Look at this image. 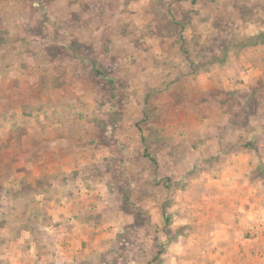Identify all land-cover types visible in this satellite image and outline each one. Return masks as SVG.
<instances>
[{
  "label": "rangeland",
  "instance_id": "374dc122",
  "mask_svg": "<svg viewBox=\"0 0 264 264\" xmlns=\"http://www.w3.org/2000/svg\"><path fill=\"white\" fill-rule=\"evenodd\" d=\"M259 33L264 0H0V264H264Z\"/></svg>",
  "mask_w": 264,
  "mask_h": 264
},
{
  "label": "crops",
  "instance_id": "0c3cea01",
  "mask_svg": "<svg viewBox=\"0 0 264 264\" xmlns=\"http://www.w3.org/2000/svg\"><path fill=\"white\" fill-rule=\"evenodd\" d=\"M67 89L64 88V91H66ZM74 207V206H73ZM76 211H79L78 208H76ZM77 214L79 215V213L77 212ZM59 219V218H58ZM97 220L94 218L89 219H85V218H77V224H70L71 227L69 228L68 232L66 234L63 235H67V237L69 238L70 241L72 242H77L79 240H88L90 242H93L94 239H97V236H99V234H101L100 232H98L96 229L99 226L96 222ZM64 225H67V222H63ZM109 228V227H108ZM110 229V228H109ZM71 231V232H70ZM106 235H113V232H109L108 229L107 231H103ZM59 236V235H58ZM61 238V236H59ZM64 237V236H62ZM96 242V241H95ZM96 246V245H94ZM73 247V246H72ZM97 251H95V248H89L86 247L85 248V254L88 258V260L90 262H92V255L96 254ZM72 256H75V253L72 252ZM94 257V256H93ZM79 262V261H78Z\"/></svg>",
  "mask_w": 264,
  "mask_h": 264
},
{
  "label": "trees",
  "instance_id": "16d2710c",
  "mask_svg": "<svg viewBox=\"0 0 264 264\" xmlns=\"http://www.w3.org/2000/svg\"><path fill=\"white\" fill-rule=\"evenodd\" d=\"M261 36H263V39H264V35L262 33L261 34L259 33V39L261 38ZM259 39L256 36V38L253 41H247L246 44L247 43H248L247 45H255V44H258V40ZM259 43H261V42L259 41Z\"/></svg>",
  "mask_w": 264,
  "mask_h": 264
}]
</instances>
